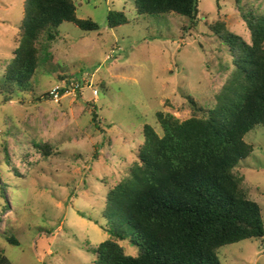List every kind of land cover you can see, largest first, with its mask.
Masks as SVG:
<instances>
[{
	"label": "rangeland",
	"instance_id": "1",
	"mask_svg": "<svg viewBox=\"0 0 264 264\" xmlns=\"http://www.w3.org/2000/svg\"><path fill=\"white\" fill-rule=\"evenodd\" d=\"M25 2L0 0V247L11 264H95L100 244L111 239L109 191L139 161L144 127L162 136L157 114L186 121L191 99L213 109L227 78L223 67L234 69L228 46L209 25L223 20L249 43L250 33L237 0H199L188 33L190 20L177 14L139 16L128 0H75L78 18L100 30L64 23L26 91L15 82L6 92ZM245 5L261 13L264 0L239 4ZM110 11L124 12L130 24L111 29ZM64 78L91 82L98 98L83 85L60 104L45 99ZM246 141L255 150L238 175L264 218V126ZM40 144L50 146L48 155ZM120 244L139 256L131 234ZM218 255L221 264H264V238L222 247Z\"/></svg>",
	"mask_w": 264,
	"mask_h": 264
},
{
	"label": "trees",
	"instance_id": "2",
	"mask_svg": "<svg viewBox=\"0 0 264 264\" xmlns=\"http://www.w3.org/2000/svg\"><path fill=\"white\" fill-rule=\"evenodd\" d=\"M139 16L177 14L194 28L199 0H128ZM238 9L251 42L231 32L219 20L209 29L229 48L234 69L223 67L227 78L205 110L191 99L192 116L181 121L159 112L161 136L154 127L143 129L144 144L128 178L109 191L106 218L111 239L100 244L95 264H221L222 247L264 238L260 205L250 198L238 175L242 161L254 153L246 136L264 126V9ZM75 0H26L20 44L3 90L17 82L19 90L35 77L59 28L72 23L85 32L99 31L92 19L78 18ZM124 12L110 11L111 29L130 24ZM68 78L61 79L66 81ZM6 88V89H5ZM45 99L52 100L49 94ZM94 120L99 115L94 113ZM43 152L50 146L37 145ZM131 234L139 256L126 254L120 244ZM10 244L19 246L15 238ZM0 264H11L0 247Z\"/></svg>",
	"mask_w": 264,
	"mask_h": 264
},
{
	"label": "built area",
	"instance_id": "3",
	"mask_svg": "<svg viewBox=\"0 0 264 264\" xmlns=\"http://www.w3.org/2000/svg\"><path fill=\"white\" fill-rule=\"evenodd\" d=\"M108 59H111V58L108 57ZM83 85H85V86L88 85L89 87H92L91 82H89L87 80H85L84 84L78 80L63 81V83L61 85H58V86L53 88V90L50 92V97H51L53 102H55L56 104H60L61 101L65 97H68V96L76 97L77 92L84 89ZM98 96H99L98 90L93 88L94 99L96 100V98H98Z\"/></svg>",
	"mask_w": 264,
	"mask_h": 264
}]
</instances>
